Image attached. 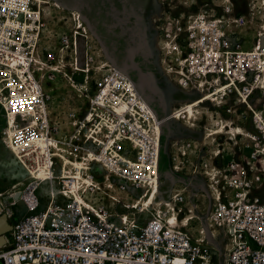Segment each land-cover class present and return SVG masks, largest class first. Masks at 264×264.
Listing matches in <instances>:
<instances>
[{
    "label": "built area",
    "instance_id": "built-area-1",
    "mask_svg": "<svg viewBox=\"0 0 264 264\" xmlns=\"http://www.w3.org/2000/svg\"><path fill=\"white\" fill-rule=\"evenodd\" d=\"M223 2L222 11L229 12L231 0ZM35 9L32 0H0L1 141L7 132L6 147L12 146L30 175L18 192L24 214L16 222L13 208L0 201V215L5 213L11 225L6 244L0 246V264H264V96L252 99L256 90L264 89L260 56H245L248 51L239 44L233 47L224 32H212L210 46L220 52V65L224 69L229 64V72L222 71L224 86L234 81L237 103L246 99L248 104L239 105L251 107L255 134L247 131L254 144L249 161L233 155L217 165L215 159L224 150L211 151L209 166H192L189 172L197 185H178L161 208L141 219L142 211H132V202L156 179L160 182L163 121L127 73L108 67L92 80L86 106L69 115L70 133L59 137L50 121L51 96L41 71L51 70L59 55L75 50L81 33L64 32L57 52L44 51L29 24L33 21L41 29L32 14ZM243 22V17L231 19L236 26ZM80 24L75 20L71 26ZM195 36L192 32L188 49L194 50ZM254 58L255 74L245 70ZM182 150L181 157H186ZM63 158L80 160L85 177L108 194L93 186L82 193L86 203L69 198L75 179L58 180ZM174 162L173 170L182 174L183 163ZM39 168L47 171V178L32 176ZM46 182H57V187L48 191L42 205L37 191ZM100 193L111 202L112 212ZM169 211L179 218L186 212L193 219L180 226L182 220L175 218L171 224ZM126 212L127 223L117 215ZM194 220L201 224L196 236L188 231Z\"/></svg>",
    "mask_w": 264,
    "mask_h": 264
},
{
    "label": "rangeland",
    "instance_id": "rangeland-1",
    "mask_svg": "<svg viewBox=\"0 0 264 264\" xmlns=\"http://www.w3.org/2000/svg\"><path fill=\"white\" fill-rule=\"evenodd\" d=\"M33 1L36 9L32 14L41 24V29L37 26V42L44 51L57 52L59 36L64 32L76 36L81 33L76 49L59 55V62L52 64L57 71H41L42 76L46 73L45 87L51 96L50 121L58 127L59 137L70 133L69 115L86 106L92 80L108 67L127 73L163 121L158 193L147 208L133 209L142 211L141 219L161 208L178 185H197L190 175L192 166H209L213 159L211 151L224 150L215 159L217 165L227 163L233 155L249 161L254 147L249 133L255 134L248 111L251 107L239 105L248 104L246 99L237 103L234 90L238 91V86L234 81L224 86L222 71L228 73L229 64L222 68L220 52L211 48L210 43L212 32H224L233 47L239 44L243 51H248L243 52L245 56H260L259 73L264 76V44L260 42L264 39V0H231L229 12L222 11V0H43L40 6ZM234 16L243 17L244 22L233 25ZM75 20L83 25L73 28ZM63 22H69L66 28L62 27ZM192 32L196 34L194 50L187 48ZM255 59H250L249 69L245 68L254 74ZM232 68L235 72V66ZM263 96L264 89L256 90L252 99ZM2 126L0 109V129ZM234 126L243 129L241 135L233 132ZM2 139L0 132V201L10 208L29 179L3 147ZM183 148L186 157H181ZM227 155L229 158L223 161L222 156ZM175 159L183 163L180 175L173 170ZM17 184L19 187L13 188ZM52 187H57V182L42 183L38 189L42 205ZM99 191L108 194L102 185ZM102 197L106 209L112 212L111 202ZM197 203L202 204L200 200ZM23 210L21 205L22 215ZM183 216H187L186 212ZM190 226L188 231L196 236L200 222L194 220Z\"/></svg>",
    "mask_w": 264,
    "mask_h": 264
},
{
    "label": "bare ground",
    "instance_id": "bare-ground-1",
    "mask_svg": "<svg viewBox=\"0 0 264 264\" xmlns=\"http://www.w3.org/2000/svg\"><path fill=\"white\" fill-rule=\"evenodd\" d=\"M33 1V0H32ZM35 1V2H34ZM33 2L36 3L38 6H40L41 4H43V0H34ZM38 8V7H37ZM32 23V24H31ZM30 27L33 28L34 30H37V37L39 36V31H38V28H37V24H34L35 27L33 26V22H30ZM60 68V67H59ZM57 71V68L55 66L52 67L51 69V72H55ZM61 73V72H60ZM190 110V109H189ZM228 121H225V123H227ZM232 124V123H231ZM233 132L236 134V135H241V132H242V128L239 127V126H234L233 127ZM227 129V128H226ZM232 129V128H231ZM5 135V138H4V143L6 144L7 141H8V135H7V132L4 133ZM6 146V145H5ZM7 148V151L9 152L10 155H12L15 160H17V158L15 157V153H14V150L12 148V146L10 145L9 147H6ZM64 159V165L63 167L59 170V177H58V180L60 179H71V178H74V182L73 184L71 185V190H70V193L69 195V198L71 199H75L76 201H79V202H82V203H86L84 202V198L82 197V193H86L87 190L91 189L93 186H97L98 190L100 189V184L98 185H95L94 182H91L87 177H85L84 174H86L85 172V167H84V164L76 159L74 161L72 160H67L66 158H63ZM17 163L20 165V167L23 169V167L21 166V164L18 162L17 160ZM26 177L29 179L30 178V175L23 169ZM47 171L44 169V168H39L37 170L36 173H34L32 176H35L36 178H40V179H45L47 178ZM61 175V176H60ZM157 178H160V175H159V170H158V176ZM82 186V187H81ZM158 186H159V180H155L149 189H145L144 190V194L137 198L135 201L132 202L133 206H132V210L133 209H137V208H147L149 204H151L154 200V198L157 196V193H158ZM19 187V184L17 185H14L13 188H18ZM81 188H84V189H81ZM80 190H83V191H80ZM55 192L56 190L53 189L51 190V193L53 195H55ZM0 209H2V206H0ZM118 215V214H117ZM120 218H125V222L127 223V220H128V212L124 213L123 215H120ZM169 220H170V223H174V219L177 218L178 220V217H177V214L176 212H170L169 211ZM192 217L190 215H187V216H183L181 218L182 222H181V225H184L186 224V222H189V220H191Z\"/></svg>",
    "mask_w": 264,
    "mask_h": 264
},
{
    "label": "water",
    "instance_id": "water-1",
    "mask_svg": "<svg viewBox=\"0 0 264 264\" xmlns=\"http://www.w3.org/2000/svg\"><path fill=\"white\" fill-rule=\"evenodd\" d=\"M263 40H264L263 38L260 39L261 45L264 44ZM19 217L20 216H15L13 218V222H16ZM10 231H11V225L9 224V221L7 219V215L5 213H2L0 215V246H3L6 244V239L4 236L8 234ZM206 231H207L208 240L212 241L209 235L210 232H208V229H206Z\"/></svg>",
    "mask_w": 264,
    "mask_h": 264
},
{
    "label": "flooded vegetation",
    "instance_id": "flooded-vegetation-1",
    "mask_svg": "<svg viewBox=\"0 0 264 264\" xmlns=\"http://www.w3.org/2000/svg\"><path fill=\"white\" fill-rule=\"evenodd\" d=\"M223 1V0H222ZM128 75V74H127ZM18 193V192H17ZM19 198V197H18ZM10 206H12L13 207V212H14V214H15V216H21L22 215V213H20V211H19V207L21 206V204H20V202L18 201V199L17 200H13L11 203H10ZM23 214H24V210H23Z\"/></svg>",
    "mask_w": 264,
    "mask_h": 264
},
{
    "label": "crops",
    "instance_id": "crops-1",
    "mask_svg": "<svg viewBox=\"0 0 264 264\" xmlns=\"http://www.w3.org/2000/svg\"><path fill=\"white\" fill-rule=\"evenodd\" d=\"M1 143H2L3 147L7 150V148H6V146H5V143L2 142V141H1ZM227 156H228V155H227ZM227 156H222V157H224L222 160L225 161L226 158H229V156H228V157H227ZM236 157H238V155H237ZM18 165H19V164H18ZM19 166H20V165H19ZM10 208H13V207H10Z\"/></svg>",
    "mask_w": 264,
    "mask_h": 264
}]
</instances>
